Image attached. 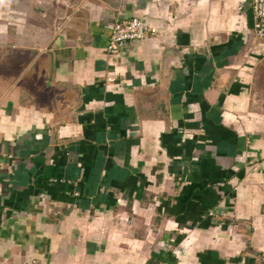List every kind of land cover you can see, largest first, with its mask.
<instances>
[{"label": "crops", "instance_id": "obj_1", "mask_svg": "<svg viewBox=\"0 0 264 264\" xmlns=\"http://www.w3.org/2000/svg\"><path fill=\"white\" fill-rule=\"evenodd\" d=\"M153 33L107 49L110 27ZM251 0H0V264H264V39Z\"/></svg>", "mask_w": 264, "mask_h": 264}, {"label": "built area", "instance_id": "obj_2", "mask_svg": "<svg viewBox=\"0 0 264 264\" xmlns=\"http://www.w3.org/2000/svg\"><path fill=\"white\" fill-rule=\"evenodd\" d=\"M251 10L254 16L253 34L258 39H264V0H251ZM153 31V28L141 18L134 17L123 21H115L110 27L107 49L113 54L118 50L122 41L143 39ZM2 155L8 161L6 163L0 161V170L3 167L10 166V162L14 160V155L11 153H3Z\"/></svg>", "mask_w": 264, "mask_h": 264}, {"label": "water", "instance_id": "obj_3", "mask_svg": "<svg viewBox=\"0 0 264 264\" xmlns=\"http://www.w3.org/2000/svg\"><path fill=\"white\" fill-rule=\"evenodd\" d=\"M122 42H123V43H125V42H127V43H128V42H130V41L126 40V41H122Z\"/></svg>", "mask_w": 264, "mask_h": 264}]
</instances>
